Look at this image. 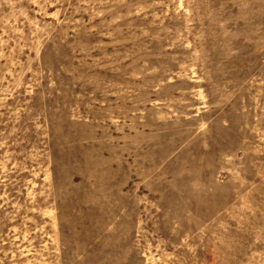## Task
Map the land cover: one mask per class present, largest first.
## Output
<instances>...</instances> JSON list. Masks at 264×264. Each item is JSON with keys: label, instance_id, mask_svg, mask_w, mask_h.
I'll use <instances>...</instances> for the list:
<instances>
[{"label": "rangeland", "instance_id": "obj_1", "mask_svg": "<svg viewBox=\"0 0 264 264\" xmlns=\"http://www.w3.org/2000/svg\"><path fill=\"white\" fill-rule=\"evenodd\" d=\"M0 264H264V0H0Z\"/></svg>", "mask_w": 264, "mask_h": 264}]
</instances>
